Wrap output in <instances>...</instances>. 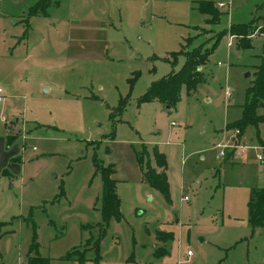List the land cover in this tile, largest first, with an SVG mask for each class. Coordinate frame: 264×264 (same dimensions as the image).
Masks as SVG:
<instances>
[{
  "label": "rangeland",
  "instance_id": "rangeland-1",
  "mask_svg": "<svg viewBox=\"0 0 264 264\" xmlns=\"http://www.w3.org/2000/svg\"><path fill=\"white\" fill-rule=\"evenodd\" d=\"M35 1L0 0V264L36 253L49 264H264V226L247 219L251 188L264 186V150L260 161L248 148L241 161L213 146L239 117L264 54V0H212L216 23L199 0H52L33 15ZM256 17V44L239 47L237 36L228 46L222 33L199 66L203 79L181 86L173 106L139 100L182 51ZM255 113L263 117L241 133L264 146V105ZM7 132L16 136L8 145ZM154 148L168 202L142 177L146 159L158 169ZM96 163L112 168L120 212L100 235ZM68 249L82 262L65 258Z\"/></svg>",
  "mask_w": 264,
  "mask_h": 264
},
{
  "label": "trees",
  "instance_id": "trees-1",
  "mask_svg": "<svg viewBox=\"0 0 264 264\" xmlns=\"http://www.w3.org/2000/svg\"><path fill=\"white\" fill-rule=\"evenodd\" d=\"M52 0H36L31 6L30 14H47L46 8ZM198 8L200 11L208 14L205 18L206 22L216 23L220 11L214 6L212 0H199ZM264 25V15L260 16ZM259 19V18H258ZM257 17L246 23H230L226 28L219 32H215L210 37L212 39L211 46L202 47L201 44L188 50L182 51L184 59L180 66L160 77L157 80L152 81L146 90L140 95L139 100H151L156 99L163 103L167 107H171L179 98V89L183 86L188 92L193 89L194 86L203 79L202 72L199 66L205 61L207 54L214 46L218 37L227 32L240 37L236 39V45L239 47H247L252 44V38L249 36L252 32H262L260 25L257 24ZM202 31H205L204 27H201ZM259 102L264 105V54L260 55V59L257 64H254L253 77L250 84L245 88V101L242 105L240 115L236 119L227 122L226 127H237L240 132L243 131L244 126L249 123L256 124L257 120L263 117L262 114L255 113V107ZM7 145L13 141L15 135L7 134ZM155 164L158 167L152 166L146 159L144 162V168L142 170V177L148 183V185L158 189L163 195L165 201H169L168 195V182L164 171L165 157L162 152H159L154 148ZM138 162L143 161V152H139L137 155ZM95 169L99 171L100 177V204L99 213L100 220L96 222V225L100 227L99 235L104 233L105 227L108 221L113 218L118 220L120 218V212L118 209L119 200L114 190V178L111 176L112 168L110 165H99L96 163ZM247 219L250 226L263 227L264 226V186L253 187L249 192L247 199ZM5 222L0 220V227ZM35 236V231L33 233ZM98 235V236H99ZM93 239L92 249L94 251V258L98 256V238ZM166 233L157 232L156 237L159 239L165 238ZM37 242L35 237L30 244V249L35 248ZM165 249H155V254L164 252ZM78 256L82 262L84 255L77 254L74 249H68L64 254L65 258H73ZM25 264H49V258L40 254H29L25 261Z\"/></svg>",
  "mask_w": 264,
  "mask_h": 264
},
{
  "label": "built area",
  "instance_id": "built-area-1",
  "mask_svg": "<svg viewBox=\"0 0 264 264\" xmlns=\"http://www.w3.org/2000/svg\"><path fill=\"white\" fill-rule=\"evenodd\" d=\"M224 3L218 1L217 6H222ZM1 5V3H0ZM256 35L255 32L249 34L250 37ZM229 38L235 37L233 34L228 35ZM228 44L230 41L227 42ZM225 97L229 95V89L226 87L224 89ZM4 97L3 88L0 86V100ZM213 146L217 149V155L224 158H237L242 157L246 153L248 148H251L254 151V156L257 160H262L263 155L259 152L260 149L264 150L263 144L250 143L248 142L246 136L242 134L239 129L235 126L223 128L218 138L213 142ZM183 199H187V195H182ZM189 253V250L186 251V254Z\"/></svg>",
  "mask_w": 264,
  "mask_h": 264
},
{
  "label": "crops",
  "instance_id": "crops-1",
  "mask_svg": "<svg viewBox=\"0 0 264 264\" xmlns=\"http://www.w3.org/2000/svg\"><path fill=\"white\" fill-rule=\"evenodd\" d=\"M228 35H229V34H228ZM232 38H233V37H231V38L228 37L227 42L230 41L229 44L227 43L228 46L232 43ZM253 42H254V41H253ZM255 44H256V43L254 42V45H255ZM254 45H253V46H254ZM227 122H230V121H225L224 126L220 129V131H221L223 128L226 127L225 124H226ZM220 131L217 132V134L215 133L216 136H217L215 139L218 138ZM8 132H9V131H8ZM8 132H7V134H8ZM9 134H10V133H9ZM244 135H245V134H244ZM15 137H16V136H15ZM227 159H232V158H227ZM235 159H239V160H241V161L244 160V154L242 155V157H237V158H235ZM164 171H165V167H164Z\"/></svg>",
  "mask_w": 264,
  "mask_h": 264
},
{
  "label": "water",
  "instance_id": "water-1",
  "mask_svg": "<svg viewBox=\"0 0 264 264\" xmlns=\"http://www.w3.org/2000/svg\"><path fill=\"white\" fill-rule=\"evenodd\" d=\"M252 45H254V42H252ZM259 105H262V103H261V102H259ZM166 107H167V105H166ZM23 264H25V262H24Z\"/></svg>",
  "mask_w": 264,
  "mask_h": 264
}]
</instances>
